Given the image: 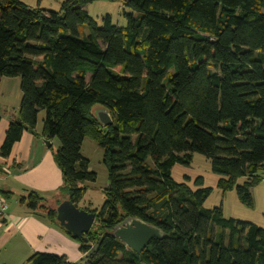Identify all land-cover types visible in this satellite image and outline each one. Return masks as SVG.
Returning <instances> with one entry per match:
<instances>
[{
	"label": "trees",
	"instance_id": "obj_1",
	"mask_svg": "<svg viewBox=\"0 0 264 264\" xmlns=\"http://www.w3.org/2000/svg\"><path fill=\"white\" fill-rule=\"evenodd\" d=\"M95 1L64 0L50 11L0 0V77H18L21 92L0 156L43 111L41 137L59 141L53 157L62 184L55 207L33 190L20 201L84 256L72 263L35 252L25 264H264V228L204 208L210 188L171 177L174 164L199 153L221 176L219 188H235L252 206L250 190L264 173V0H128L123 27L109 14L98 26L84 9ZM95 105L111 125L100 126ZM84 138L102 150L108 182L103 204L89 210L96 216L85 241L56 221V206L67 199L77 207L80 182L96 180L80 152ZM11 195L0 192L6 201ZM128 217L165 237L130 250L112 235Z\"/></svg>",
	"mask_w": 264,
	"mask_h": 264
},
{
	"label": "crops",
	"instance_id": "obj_2",
	"mask_svg": "<svg viewBox=\"0 0 264 264\" xmlns=\"http://www.w3.org/2000/svg\"><path fill=\"white\" fill-rule=\"evenodd\" d=\"M84 9L87 10L85 6ZM8 86L6 83L5 87ZM8 100L9 97L5 96L2 104L6 106ZM16 112L18 110L0 114V146L9 122L18 117ZM42 118L37 119L34 134L24 130L20 139L13 144L10 154L5 158L0 156V192H12L6 201V217L0 219V264H24L35 252L65 256L72 263H82L84 258L77 242L51 225L44 216L27 209L26 202L20 201L29 190H33L47 201H54V206L50 207H55L57 198L53 196L57 195V189L62 184V174L53 157L59 146L55 144V138L49 140V146L44 143L45 139L41 137ZM86 139L82 141L80 152L88 159L89 169L93 171L89 153L83 152L85 144L89 150L92 147ZM86 184L88 182L80 183L83 186ZM82 204L84 207L81 209H96L90 201H83Z\"/></svg>",
	"mask_w": 264,
	"mask_h": 264
},
{
	"label": "rangeland",
	"instance_id": "obj_3",
	"mask_svg": "<svg viewBox=\"0 0 264 264\" xmlns=\"http://www.w3.org/2000/svg\"><path fill=\"white\" fill-rule=\"evenodd\" d=\"M31 8H41L50 11H59L61 3L64 0H20ZM88 15L96 22L98 26L102 24L101 18L106 14L111 17L112 23L117 26H125V18L122 15V9L129 11V8L124 7L123 0H98L85 5ZM80 34L88 33L86 25H80L78 28ZM8 83L9 86L5 87ZM5 96L9 97V103L2 104ZM21 92L19 89L18 77H0V114L13 113V110H18V102ZM5 106V107H4ZM95 105L92 108V113L99 108ZM18 116V112H16ZM44 115L43 111H39L38 119ZM17 118V117H16ZM15 118V119H16ZM42 122V120H41ZM91 142V150L85 144L83 152L89 153L93 171L97 174L96 181L86 184V191L83 198L77 204L78 208L84 207L83 201H90L93 208H98L103 204V191L107 186V169L102 163V150L91 139H86ZM55 144L59 146V141L55 138ZM171 177L178 183L187 184L192 190L198 187L210 188V194L203 203V207L212 209L218 207L222 210L225 218H232L237 221L251 222L258 227L264 228V173H261V181L251 188L252 206H247L240 202L236 194L235 188L222 191L218 186V179L221 177L211 170L210 161L199 153H193L188 165L174 164L171 168ZM198 177L203 178L201 186H197L195 181ZM244 182L243 178L236 181L237 185ZM83 183V182H80ZM44 204L54 206V201H47L44 196ZM53 198H58L57 195ZM12 206V204H11ZM12 208V207H11ZM227 233V231H225ZM27 263V261L25 262ZM24 263V264H25Z\"/></svg>",
	"mask_w": 264,
	"mask_h": 264
},
{
	"label": "water",
	"instance_id": "obj_4",
	"mask_svg": "<svg viewBox=\"0 0 264 264\" xmlns=\"http://www.w3.org/2000/svg\"><path fill=\"white\" fill-rule=\"evenodd\" d=\"M127 2L128 0H123ZM94 117L101 127H107L112 124V118L109 112L99 107L94 112ZM34 134V130L25 129ZM49 146L50 141L44 140ZM96 213L76 207L69 200L65 199L56 206V221L69 232L72 237L86 240L84 237L92 227ZM112 235L123 243L127 248L135 252H141L152 239L164 238L165 234L158 227L145 223L144 221L128 217L121 223L114 226Z\"/></svg>",
	"mask_w": 264,
	"mask_h": 264
},
{
	"label": "built area",
	"instance_id": "obj_5",
	"mask_svg": "<svg viewBox=\"0 0 264 264\" xmlns=\"http://www.w3.org/2000/svg\"><path fill=\"white\" fill-rule=\"evenodd\" d=\"M8 204L6 200L0 196V219H4L7 214Z\"/></svg>",
	"mask_w": 264,
	"mask_h": 264
}]
</instances>
